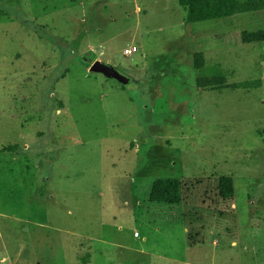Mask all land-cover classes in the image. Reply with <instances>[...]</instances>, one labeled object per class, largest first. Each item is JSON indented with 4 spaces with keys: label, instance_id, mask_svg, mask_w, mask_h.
I'll return each instance as SVG.
<instances>
[{
    "label": "rangeland",
    "instance_id": "obj_1",
    "mask_svg": "<svg viewBox=\"0 0 264 264\" xmlns=\"http://www.w3.org/2000/svg\"><path fill=\"white\" fill-rule=\"evenodd\" d=\"M251 2L188 23L178 0H0V264H264V42H242L264 30V0ZM209 76L253 87L200 89ZM161 178L183 181L180 205L150 202Z\"/></svg>",
    "mask_w": 264,
    "mask_h": 264
},
{
    "label": "trees",
    "instance_id": "obj_2",
    "mask_svg": "<svg viewBox=\"0 0 264 264\" xmlns=\"http://www.w3.org/2000/svg\"><path fill=\"white\" fill-rule=\"evenodd\" d=\"M179 5L186 11L188 23H198L210 20L224 19L237 14H244L258 11L260 8L254 5L251 0H178ZM244 44L264 42V30L256 32H244L242 34ZM205 65L203 53L194 56V67L202 69ZM197 86L200 89H211L222 91L225 89H250L252 82L228 83L223 76H209L197 79ZM18 145L4 146V152L15 151ZM219 195L223 199H231L234 196V180L231 177H221L218 180ZM186 189L183 181L175 178H161L154 182L150 202L155 204H166L178 206L181 203L183 192Z\"/></svg>",
    "mask_w": 264,
    "mask_h": 264
},
{
    "label": "water",
    "instance_id": "obj_3",
    "mask_svg": "<svg viewBox=\"0 0 264 264\" xmlns=\"http://www.w3.org/2000/svg\"><path fill=\"white\" fill-rule=\"evenodd\" d=\"M90 72L103 74L106 78L115 79L121 84H128L129 79L122 76L115 68L101 61H94L91 63Z\"/></svg>",
    "mask_w": 264,
    "mask_h": 264
},
{
    "label": "built area",
    "instance_id": "obj_4",
    "mask_svg": "<svg viewBox=\"0 0 264 264\" xmlns=\"http://www.w3.org/2000/svg\"><path fill=\"white\" fill-rule=\"evenodd\" d=\"M137 52H138V48L136 46H133L131 48H127L124 52V55L127 57H131L132 55H134Z\"/></svg>",
    "mask_w": 264,
    "mask_h": 264
}]
</instances>
